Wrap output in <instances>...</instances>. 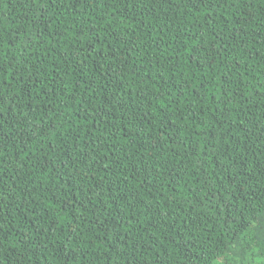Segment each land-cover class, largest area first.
Wrapping results in <instances>:
<instances>
[{"label": "trees", "instance_id": "obj_1", "mask_svg": "<svg viewBox=\"0 0 264 264\" xmlns=\"http://www.w3.org/2000/svg\"><path fill=\"white\" fill-rule=\"evenodd\" d=\"M0 264H264V0H0Z\"/></svg>", "mask_w": 264, "mask_h": 264}]
</instances>
